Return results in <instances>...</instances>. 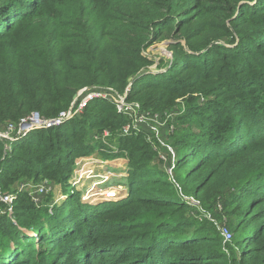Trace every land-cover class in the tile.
<instances>
[{
    "label": "trees",
    "instance_id": "16d2710c",
    "mask_svg": "<svg viewBox=\"0 0 264 264\" xmlns=\"http://www.w3.org/2000/svg\"><path fill=\"white\" fill-rule=\"evenodd\" d=\"M164 41L171 67L143 74L155 65L146 51ZM129 85L142 112H175L184 179L175 185L159 150L124 135L129 117L104 101L63 127L0 140L3 193L48 179L67 195L77 158L111 152L106 133L130 168L128 198L104 209L78 191L42 206L20 194L0 216V264H264V0H0V131L59 118L79 90ZM229 190L235 245L193 223L185 200L220 202Z\"/></svg>",
    "mask_w": 264,
    "mask_h": 264
},
{
    "label": "rangeland",
    "instance_id": "374dc122",
    "mask_svg": "<svg viewBox=\"0 0 264 264\" xmlns=\"http://www.w3.org/2000/svg\"><path fill=\"white\" fill-rule=\"evenodd\" d=\"M169 43L171 42L164 41L162 43H158L146 51L145 54L147 55V57L155 62V65L152 66L155 67V72H151L150 69L148 72L151 73L147 72L143 74L162 75L168 71V68L171 67V62L173 59L172 53L168 49ZM162 60H165V64L167 66L160 69L157 66L162 63ZM74 98L76 101H85L88 97L80 92ZM204 101V98H202L199 102L201 104L204 103ZM137 112L138 109H134L132 113L136 115V117H138ZM169 113H166L162 117L152 115L145 118L142 117L140 119L136 118V121H134V123L137 130L143 131L144 133L142 134L141 132H139V135H143V138L151 142L159 150L161 158L159 157V160L155 164L158 165L162 171H165L169 175L170 180L175 184L176 182H178V179L179 181H182L184 179V176L182 175L184 169H178L177 167L179 158L178 156L177 158L175 157L176 148L173 145L174 137L172 132V128L174 127V124L176 122V115L173 116L174 113ZM180 113H183V111L176 112V114ZM35 131L38 130H34L33 132ZM92 139L93 143L100 141L97 140L96 136L94 135H92ZM105 139L111 140L110 137ZM110 140L109 144H107V147L111 148V152H113L112 154L105 148H101L98 150H92V152H90L87 156L77 158V169L75 171L74 177L79 178L78 180H80L81 178V180L74 183L75 181L72 179L69 182L71 189L70 191L69 189H66V192H68L67 195L66 193H64L65 190L61 184L57 185L54 182H50L48 179H44L38 183H34L32 181L22 182L20 183V185H24V183H27L25 190H27L28 185L29 187L33 188L27 190V193H32V195L34 196L32 202L36 206H42L43 203L46 202L47 198H51L52 200L51 203H47L49 205L61 204L62 202L67 200L65 198H68L70 194L73 195L74 191L79 192L77 195V199L79 201L81 200L80 202H82L84 205H100L99 209H104L106 207L105 205H101L103 204L102 202H122L129 196V158L125 155H114L118 152V143L115 140H111L112 142H110ZM101 141L104 142L102 139ZM88 172H92L93 174H90ZM101 183L102 185L97 186ZM82 193L83 195L90 194L91 196L84 198ZM98 195L104 196L98 197ZM231 196L232 191L229 190L224 194L220 202L214 203L210 201L205 205L201 200L195 199L194 197L185 198H188L190 200L189 205L191 206V208L187 212V215L192 218V221H194L193 223L197 222L201 224V226H204L206 229L205 232L207 234H218L226 239L227 242H230V244L235 245V237L231 238L229 235H233V232L231 230L232 225H230L228 216L230 209L227 210V203L230 201ZM207 207H209L210 209ZM27 235L34 238L36 236L35 233H28ZM236 252H239V249H236Z\"/></svg>",
    "mask_w": 264,
    "mask_h": 264
},
{
    "label": "built area",
    "instance_id": "2783aa9c",
    "mask_svg": "<svg viewBox=\"0 0 264 264\" xmlns=\"http://www.w3.org/2000/svg\"><path fill=\"white\" fill-rule=\"evenodd\" d=\"M130 87L131 85H129L128 87L129 89L126 91V94L124 95H116L109 89H88V88L82 89L77 94L82 92L85 96L88 97L87 100L76 101L74 98V103L71 109L68 112L63 113L59 118L46 120V119H41L38 114H34L26 118L25 120H23L18 127L10 126L6 131H0V140L2 141L6 140L10 144H13L27 137L34 130H41V129L48 130L52 128H60L66 125L67 123L71 122L72 120L76 119L77 117H79L80 114L83 112L84 108L88 105V103H91L96 100L104 101L112 105H115L119 113H123L129 117V122H131L132 125L130 123L124 127V135H130L131 133L133 134V133L142 132L140 130L139 131L137 130V128L135 127L134 121H136V118L140 119L142 117L145 118V117H149L152 115L142 112L141 107L138 104L127 103L126 98H127V95L129 94ZM134 109H138V112H137L138 117H136V115L132 113ZM171 113H174L173 116H175V112H171ZM156 116H159V115H156ZM159 117H162V116H159ZM108 137H109V133H106L105 137L103 138V141H108L105 139ZM7 149L10 150L9 145L7 146ZM88 173L93 174L92 172H88ZM78 179L79 178L74 177L73 178V180L75 181L74 183L81 180V178L80 180ZM19 185L20 184L16 186L14 193H3L0 191V216L7 215L11 217L13 215L15 202L18 196L20 194L27 192V190L29 189H33L32 187H29L28 185L27 190H25L27 183H24V185H20V186ZM100 185H102V183L98 184L97 186H100ZM30 196L32 197V199L34 198L31 192H30ZM90 196H91L90 194L83 195L84 198L90 197ZM103 196L104 195L102 196L98 195V197H103ZM185 200L189 204L190 200L188 198H185ZM229 235L231 238L234 237L232 234H229ZM225 241L227 242L226 239Z\"/></svg>",
    "mask_w": 264,
    "mask_h": 264
},
{
    "label": "water",
    "instance_id": "95a60500",
    "mask_svg": "<svg viewBox=\"0 0 264 264\" xmlns=\"http://www.w3.org/2000/svg\"><path fill=\"white\" fill-rule=\"evenodd\" d=\"M150 69H151V72H155V70H154L155 67H151ZM148 71H149V70H148ZM148 71H146L145 73H147ZM151 72H148V73H151Z\"/></svg>",
    "mask_w": 264,
    "mask_h": 264
}]
</instances>
